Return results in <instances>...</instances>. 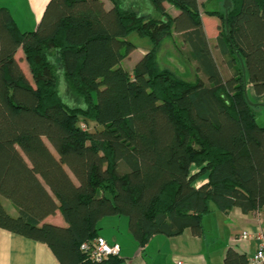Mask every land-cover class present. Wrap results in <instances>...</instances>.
I'll use <instances>...</instances> for the list:
<instances>
[{
	"label": "trees",
	"instance_id": "trees-1",
	"mask_svg": "<svg viewBox=\"0 0 264 264\" xmlns=\"http://www.w3.org/2000/svg\"><path fill=\"white\" fill-rule=\"evenodd\" d=\"M109 2L48 0L31 31L0 6V228L45 243L60 264H122L119 255L94 261L80 251L104 217H127L142 247L185 228L201 235L213 208L264 206V126L246 97L248 85L264 94V0H230L226 25L223 8L205 11L221 22L216 48L227 76L199 0ZM173 32L205 80L158 65ZM132 33L153 45L128 72L121 61L135 48ZM56 210L65 226L43 222ZM224 264L248 258L229 247Z\"/></svg>",
	"mask_w": 264,
	"mask_h": 264
},
{
	"label": "crops",
	"instance_id": "crops-1",
	"mask_svg": "<svg viewBox=\"0 0 264 264\" xmlns=\"http://www.w3.org/2000/svg\"><path fill=\"white\" fill-rule=\"evenodd\" d=\"M202 1L199 0L200 7ZM103 2L105 6H111V3L107 5L104 0ZM47 3L48 0H0V6L9 10L21 31L35 30ZM214 3V10H218L220 0H215ZM164 5L171 16L178 13V10L169 3L165 2ZM202 10L203 13L201 9L200 13L204 32L219 68L218 59L224 60L216 48L217 33L208 32L205 29L203 17L206 15V9L202 8ZM150 11L154 12L153 9ZM210 17L211 20L207 19L208 24L211 27L213 25L216 27L217 19H212L215 16ZM134 45L135 48L121 61L122 67L128 72L132 71L135 62L149 50L140 51L135 43ZM18 52L23 56L21 48H18L16 54ZM125 59H131L128 67L124 66ZM192 69L195 77L205 80L193 61ZM227 74L229 75L230 72L228 71ZM246 91L253 102L264 103V94L256 95L251 85H248ZM255 113L257 123L264 126V106H258ZM203 181L204 179L199 180L196 184ZM8 202L3 201V204L9 212L11 211L10 213L14 214L16 210ZM258 221L264 228V206L256 212H243L236 206L227 213L213 208L211 212L202 216L203 232L201 235H195L189 228H185L180 235L174 237H166L161 234L153 235L144 246L140 247L129 231L127 217L108 216L100 220L98 235L108 243H117L120 246L119 256L123 259L122 264H176L177 260H182L185 264H224L225 252L229 247L239 253H244L247 258L255 251L257 241L254 238L240 239L239 234L242 229L254 230ZM43 222L59 226L66 225L59 210L45 217ZM0 264L60 263L45 243L0 228Z\"/></svg>",
	"mask_w": 264,
	"mask_h": 264
},
{
	"label": "rangeland",
	"instance_id": "rangeland-1",
	"mask_svg": "<svg viewBox=\"0 0 264 264\" xmlns=\"http://www.w3.org/2000/svg\"><path fill=\"white\" fill-rule=\"evenodd\" d=\"M105 3L108 5L110 2L109 0H104ZM215 0H203L201 2V12L203 13V9L207 10H211L214 11L215 9ZM218 6V5H217ZM223 8V0H220L219 6H218V10L216 11H220ZM205 11V10H204ZM211 17L209 15H204L203 17V22H204V27L208 32H216L217 35L219 34V30L221 29V22L218 18H213L212 19H217V26L214 27V25L211 27L210 24H208V20ZM23 31V30H22ZM128 39L132 42H134L139 50H148L152 47V42L148 37H144V36H139L136 33H132L128 36ZM211 45L213 46L212 42ZM214 48V47H212ZM16 59L19 61V65L22 68L23 72L25 73V75L27 76L28 79L31 80V75L29 72V67L27 65V62L24 61V58L22 56V54L20 52H18L15 55ZM131 61V59H125L124 60V66H129V62ZM157 61H158V65L161 68H167L169 69L175 76L179 77V78H183L187 81H194L195 80V74H194V70L192 69V61L189 58V53L187 50V47L181 43L179 36L173 32L172 35L168 38H165L161 45L160 48L158 50V54H157ZM218 64H219V68L222 72V74L224 76H227L228 71L231 73V70L227 67L225 61H222L220 58L218 59ZM83 123V121H79V125H81ZM87 125V129H89V131H92L95 126L93 122H89L86 124ZM195 169L194 166H191V172L192 170ZM7 200H5L4 202H6ZM8 202V201H7ZM9 203V202H8ZM11 212V211H10Z\"/></svg>",
	"mask_w": 264,
	"mask_h": 264
},
{
	"label": "built area",
	"instance_id": "built-area-1",
	"mask_svg": "<svg viewBox=\"0 0 264 264\" xmlns=\"http://www.w3.org/2000/svg\"><path fill=\"white\" fill-rule=\"evenodd\" d=\"M82 129H87V125L82 123ZM240 239L254 238L257 241L255 251L248 257V264H264V228L260 222L254 230L242 229L239 234ZM80 251L89 260L102 261L109 256L119 255L120 246L117 243H108L103 237L97 236L93 240L80 244ZM176 264H185L182 260H177Z\"/></svg>",
	"mask_w": 264,
	"mask_h": 264
},
{
	"label": "water",
	"instance_id": "water-1",
	"mask_svg": "<svg viewBox=\"0 0 264 264\" xmlns=\"http://www.w3.org/2000/svg\"><path fill=\"white\" fill-rule=\"evenodd\" d=\"M231 6V2L230 0H223V9H224V20H225V25L227 24V11L228 8ZM248 98V96H246ZM251 104H253L254 106H264V103H256V102H252L249 101Z\"/></svg>",
	"mask_w": 264,
	"mask_h": 264
}]
</instances>
